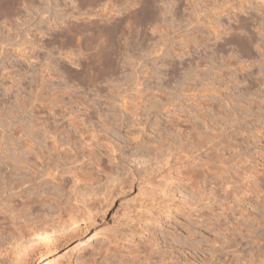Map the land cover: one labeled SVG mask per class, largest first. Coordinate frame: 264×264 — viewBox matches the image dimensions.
Here are the masks:
<instances>
[{
  "label": "rangeland",
  "instance_id": "1",
  "mask_svg": "<svg viewBox=\"0 0 264 264\" xmlns=\"http://www.w3.org/2000/svg\"><path fill=\"white\" fill-rule=\"evenodd\" d=\"M0 155L6 264H264V0H0Z\"/></svg>",
  "mask_w": 264,
  "mask_h": 264
},
{
  "label": "bare ground",
  "instance_id": "2",
  "mask_svg": "<svg viewBox=\"0 0 264 264\" xmlns=\"http://www.w3.org/2000/svg\"><path fill=\"white\" fill-rule=\"evenodd\" d=\"M126 107L129 110V105L128 106L125 105V108ZM159 109H161V108H159ZM131 111L133 112V110H131ZM138 114H139V111H138ZM138 114L136 113V115H138ZM215 123H216V121H215ZM215 136H219V133H216ZM205 139H207V138H205ZM209 140L212 141V138L209 139ZM213 140H214V138H213ZM207 142H209V141H207ZM195 147H196V150H200V148H202V147L198 146L197 144H195ZM216 149H218L217 146L214 148V150H216ZM206 156H208V155H206ZM2 157H4V156H1L0 155V198H1L0 205L2 203V200L5 197L9 196V195H13V196H16V197L22 195V193L24 191V189H22V186H23L24 182H26V181H24L23 176H20V175H18L19 173L15 172L16 170H18V171L21 170L18 167V164L19 163L21 164L22 161L20 159H17V161H18L17 162L18 164H16L17 167H12L11 169L6 170L7 167H8V165H10L12 163H9L8 160H6V159L2 160ZM218 157H220V156H218ZM233 160L234 159L231 157V159L229 160V162H227L226 165H225V167L228 168L229 171H230V173H231L230 179H229V186L226 187V194H227V196L229 198L234 199V197L238 193L242 192V198L245 199L244 196L247 193H254V196L253 197H255L257 199V205H259L260 203H263L264 200L262 201L260 192L263 190L262 189L263 188L262 187V183H264V172L260 173L259 170H258L257 172H254L252 174V172H253L252 171V165H250V163L252 161H253L254 164H259L260 163V162L257 161V157H256V161L250 160L249 163L245 167H243V168H241L242 163L240 162V160H236V162L233 161ZM200 169H203V165H201V168ZM35 174L37 175L38 174V171L37 172L35 171L33 175H35ZM33 175H32V177H29L30 178L29 179L30 181H32L33 178H34V181L29 185V187H31V188L35 187L36 188V186H38L40 184V182H36L35 179L37 177H36V175L35 176H33ZM252 175L254 176V178H251ZM237 176L238 177L239 176L244 177V181L238 180L237 179ZM27 182H29V181H27ZM17 188H21V189H19L17 191V190H15ZM213 188H214V186H213ZM9 191H11L12 193H10ZM2 209H4V207H0V210H2ZM3 215H4V212L3 211H0V219H2V216ZM244 219L247 220V219H250V217L245 216ZM112 249H113L112 247H109L108 248V251L110 252ZM113 255L115 256V259L116 260H118L120 258L119 254H115L114 253ZM234 259L235 258H233V260ZM20 260L21 259L19 258V256H17V260L15 261V264H20L21 263ZM24 260L25 259L22 258V262H24ZM135 262H136L135 260H131L130 259L129 264H134ZM6 263H8V261L6 259L3 258L2 260H0V264H6ZM41 264H49V263L48 262H43ZM148 264H153V262L152 261H148Z\"/></svg>",
  "mask_w": 264,
  "mask_h": 264
}]
</instances>
